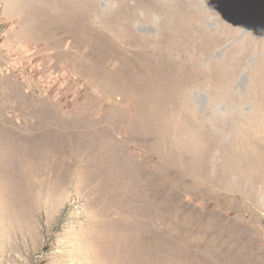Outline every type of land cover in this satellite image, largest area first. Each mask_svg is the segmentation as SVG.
I'll list each match as a JSON object with an SVG mask.
<instances>
[{"label":"rangeland","instance_id":"374dc122","mask_svg":"<svg viewBox=\"0 0 264 264\" xmlns=\"http://www.w3.org/2000/svg\"><path fill=\"white\" fill-rule=\"evenodd\" d=\"M0 264H264V0H0Z\"/></svg>","mask_w":264,"mask_h":264}]
</instances>
